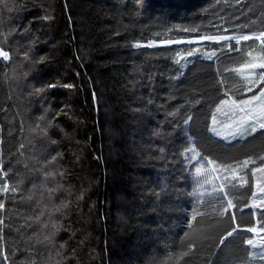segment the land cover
Instances as JSON below:
<instances>
[{
  "label": "trees",
  "instance_id": "1",
  "mask_svg": "<svg viewBox=\"0 0 264 264\" xmlns=\"http://www.w3.org/2000/svg\"><path fill=\"white\" fill-rule=\"evenodd\" d=\"M8 7L13 10L9 12ZM136 11L135 0L0 3V33L11 32L9 44L4 47L12 53L10 62L0 58V184L7 181L10 188L18 185L17 193L0 195L5 203L0 218L11 225L0 226V264H22L25 259L34 264H184L185 260L189 264H264L260 258L264 249L242 243L246 238L259 240L244 228L254 226L255 218L257 228L264 223V208L244 206L251 202L252 182L236 193L242 211H232L241 224L239 237L234 233L219 248L212 246L213 240L200 241L193 255L175 259V253L181 250L180 238L188 231L192 207L190 177L176 178L186 167L183 153L190 141L203 154L222 158L243 159L250 147L255 146L257 151L264 147L259 133L227 143L211 135L206 127L212 104L209 97L216 95L212 85L219 79L217 69L232 66L241 53L223 47L225 42L158 44L139 49L131 46L136 41L187 40L216 33L213 25L225 35L264 30V0H146L142 13L136 15ZM46 15L51 19H45ZM197 25L198 33L175 28ZM168 28L173 30L169 32ZM24 35L32 39L31 45ZM29 46L32 58L43 57V62L32 65L24 59L23 52ZM249 46L258 47L259 42L241 44L242 49ZM189 47L220 50L213 60L189 57L183 68L164 58ZM149 73L154 75V103L137 112L136 108L145 106L141 96L146 97L147 90L141 84L146 83L144 77ZM171 76L179 79L170 80ZM47 83H70L75 87L47 89L50 111L61 114L53 121L56 134L52 135L50 128L45 136L39 130L31 131L43 109L35 102L38 98L29 93ZM169 94L175 98L169 99ZM195 100L200 103H187ZM181 105L176 117L179 124L173 129L167 123L173 118L166 112ZM187 115L193 120L184 125L182 117ZM161 125L162 131L171 133L166 140L152 135ZM52 139L57 141L55 145ZM160 146L165 147L164 153L157 151ZM57 152L61 154L57 161L45 164ZM42 168L63 173L57 176L59 199L54 197L53 201L69 204L65 214H54L62 226L55 247L36 243L37 239L43 240L46 229L26 219L35 217L44 207L46 192L42 197L43 176L38 171ZM165 186L169 189L167 196L162 191ZM81 190H86L85 198L77 201ZM25 224L31 227L18 232L17 228ZM193 226L198 227L195 221ZM33 229L36 235L25 243ZM60 243L65 245L63 249L58 247ZM249 252L255 255L249 256Z\"/></svg>",
  "mask_w": 264,
  "mask_h": 264
},
{
  "label": "snow or ice",
  "instance_id": "2",
  "mask_svg": "<svg viewBox=\"0 0 264 264\" xmlns=\"http://www.w3.org/2000/svg\"><path fill=\"white\" fill-rule=\"evenodd\" d=\"M4 0H0L3 3ZM137 5L136 15L142 13L143 8L146 7V0H135ZM219 3V0H216ZM239 3V0H237ZM13 9L8 7V11L11 12ZM213 16H218L217 13L213 12ZM223 19V17H219ZM45 19H51L50 16H45ZM216 33H205L196 35L187 40L185 39H164L160 41L149 40L146 43H141L136 41L132 43V48L139 49L142 47L153 48L159 45H173V44H200L201 42L208 41L214 44H221L225 42L223 47L229 49V51H235L241 53L239 59L232 61V66L225 65L221 71L220 68L217 69V79L212 88L216 95L209 97L212 100V104L209 105V118L211 123L206 125L209 132L213 133L215 136L221 137L222 139H236L246 140L247 137L253 136V134L259 133L261 138H264V30L255 32L250 31L248 33L244 32H233L230 35L221 34V29L217 25ZM239 28V25H236ZM247 27V25H244ZM175 28L184 33H198L200 27L197 26H175ZM172 28H168L167 31H172ZM15 31V29H12ZM26 32L28 30H25ZM224 32L227 29L223 30ZM119 35V32L115 33ZM4 36L3 40H0V58L3 61H11L12 53L5 50V45L9 44V37L11 32L7 35L0 33ZM160 35V33H156ZM23 38L28 39L29 45L32 44V39L27 35ZM235 42L234 44L232 42ZM252 41L253 44L259 42V46H249L246 49H242V42ZM19 43V40H17ZM23 47V45H21ZM220 49L211 48L201 50L199 47H189L186 50H177L174 55L170 57H164L165 59H171L174 64L180 65L181 68L186 67L189 63L188 58L199 56L201 59L213 60L217 57V51ZM33 49L29 46L23 52L24 59L30 61L32 65L39 64L43 62V57L38 59H33L30 53ZM227 73L228 75H224ZM183 72L179 73L182 76ZM27 77L28 73H24ZM179 76H171L170 80H177ZM144 79L146 83L141 84L143 88L147 90V96H141V100L145 102L144 108H136L135 111L141 112L147 109V105H152L154 103V92L155 85L154 75L145 74ZM61 86L66 89H72L75 85L70 83H64L62 85H57L53 83H47L43 87H34L29 96H35L38 99L35 101L41 104L43 111L36 117L35 126L31 128V131L39 130L45 136H48V129H53L52 135H55V129L53 127V121H55L56 116L60 115V111H55L53 115L50 109L52 106L48 103L47 89L55 88ZM135 86V85H133ZM169 99H174L175 97L169 94ZM218 101V102H217ZM190 105L199 104V100L188 101ZM160 108H164V105H159ZM180 107L175 108L172 111H167L166 115L172 117L173 119L167 121L173 129H175L179 121H176L177 115L180 113ZM150 114V110H148ZM51 118H48V117ZM219 116H223V119H218ZM193 120L191 115H187L186 118L182 117L184 125H188L189 121ZM162 125L158 126L152 131V135L159 140H166L167 137L171 136L170 132H165L161 130ZM23 130L21 126V131ZM186 132L187 129H184ZM255 138V137H254ZM2 142V141H0ZM51 143L55 145L56 140L52 139ZM19 148H24L23 144H19ZM165 147H158L157 151L160 153L165 152ZM22 154V153H21ZM61 154L57 152L52 155L50 160H46L45 164H51L53 161H57ZM184 161L186 162V167L182 169L181 174L177 176V179L183 178L187 180L189 177L193 185L192 191L188 195L192 198V207L190 210V215L187 218V228L188 231H184L183 236L180 238L181 250L175 253V259L180 260L183 257H189L193 255L192 250L197 247V243L204 240H213V247L219 248L220 245H224L228 237H233L234 233H237L239 237L238 229H241V224L237 223V216L233 209L237 211H242L239 205V196L236 195L238 189H244L249 186V173L251 174V207L253 209L264 208V147H261L257 151L255 146H252L244 153L243 159L237 157L225 156L221 157L210 156L203 154L202 151L197 149V146L190 141L189 147L184 149ZM2 165V161H0ZM2 170V169H0ZM43 176L40 187L44 190L41 192V196L44 197L46 192V200L44 207L40 209L39 213L35 217H27V220H35L38 222V226L41 229H46V234L43 235V240H36V243H46L53 247L56 246V241L58 238V233L61 230V225H59V217L54 214L63 215L64 210H67L69 204L67 201L60 200L59 203H54L53 198L59 199L57 192L61 190V185L57 182V176L62 177L63 173L57 171H49L47 168H42L38 170ZM187 176H184V173ZM35 188L36 185H33ZM18 185H14L11 188L7 181L0 184V195H6L9 192L12 194L17 193ZM85 191L81 190L79 196L76 197L77 201L83 200L85 198ZM164 195H168L169 189L167 186L162 190ZM179 192V189H176ZM159 195V194H158ZM28 199H32V195L28 196ZM37 204L40 201H36ZM248 207V204L244 205ZM45 211V209H49ZM5 209V203L0 200V210ZM255 215V212H253ZM264 216V213L261 214ZM41 216H46L45 220H41ZM228 220H225V217ZM242 219V217H241ZM196 222L198 227L193 226V222ZM221 225H235L234 227H224ZM0 226L11 227V225H6L5 220L0 218ZM24 227H31V224L21 225L17 228L20 232ZM244 231L255 233L259 236V240L255 237L243 239L242 243L249 245L251 248L255 249L260 247L264 249V223L260 224L259 228L255 226L246 227ZM36 235V230L33 229V235L28 236L25 243H28ZM60 249H63L65 245L60 243L58 245ZM27 249H25L26 251ZM222 250V249H221ZM60 255L59 252L56 253ZM211 254V253H210ZM255 253L249 252V256H253ZM7 257H5L6 259ZM264 259V255L260 256ZM22 264H34L33 261L25 259ZM59 264V262H57ZM184 264H189L188 260L184 261ZM207 264V261L205 262Z\"/></svg>",
  "mask_w": 264,
  "mask_h": 264
},
{
  "label": "rangeland",
  "instance_id": "3",
  "mask_svg": "<svg viewBox=\"0 0 264 264\" xmlns=\"http://www.w3.org/2000/svg\"><path fill=\"white\" fill-rule=\"evenodd\" d=\"M218 119H223V116H219ZM210 123H211V120H210ZM211 135H213L215 138H217L219 140H222L224 142H227V143H231V142H234V141H236V140L239 139V138H236V139H231V138H229V139H222L221 137L215 136L213 133H211ZM249 181L252 182V180H251V174L250 173H249ZM249 199H251V198H249ZM254 224H255L254 226L256 227L257 226V220H255V223Z\"/></svg>",
  "mask_w": 264,
  "mask_h": 264
}]
</instances>
